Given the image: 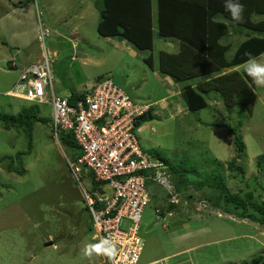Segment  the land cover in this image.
Wrapping results in <instances>:
<instances>
[{
  "label": "rangeland",
  "instance_id": "374dc122",
  "mask_svg": "<svg viewBox=\"0 0 264 264\" xmlns=\"http://www.w3.org/2000/svg\"><path fill=\"white\" fill-rule=\"evenodd\" d=\"M49 1L52 0H16L15 7L10 6L8 0H0V111L16 116L33 108L48 118L47 122H35L33 148L29 153L26 132L8 129L0 120V264H103L106 258L102 255L89 258L83 254L87 245L99 242L91 230L93 221L82 187L67 165L65 156L72 160L75 156L52 135L50 100L39 103L5 92L17 85L21 65L41 60L47 51L51 54L57 95H64L60 91L67 87L83 91L98 79L111 77L136 97L137 102L152 103L157 112L153 119L143 122L146 129L140 133V142L148 153L159 156L167 164V177L178 187V192H183L182 198H191L194 193L190 190L193 188L184 192L185 186L179 184L177 175L181 177L187 172L184 179L197 182L204 176L222 174L232 192L250 189L264 200V169L257 164L258 157L264 154V87L256 85L258 98L252 115L240 116L241 106L229 109L219 100L220 105L217 104V93L213 92L206 95L207 108L188 109L172 117L166 106L172 105L173 89L178 85L158 75L160 79L152 71L146 75L144 61L128 48L131 43L119 46L112 39L102 37L97 31L95 21L99 11L93 0H87L81 8L83 20L78 22L74 17L63 23L65 16L70 18L78 10L82 0L64 1L59 9L51 8ZM12 8H16V13H11ZM6 9L12 14L9 19L2 12ZM14 18L16 48L4 42L14 39L10 28ZM40 23L50 31L44 40L45 46L38 39L39 31L38 34L36 31L37 37L30 31L35 25L40 28ZM76 25L79 34H75ZM243 30L244 34L249 31ZM242 37L243 34L234 33L232 29L229 40L236 42ZM160 39L156 38L155 53H158ZM139 52L144 56L149 53ZM14 58L16 68L10 67ZM257 60L264 64V54ZM51 94L52 89L48 90V97ZM242 116L244 124L240 131L246 150L239 162L243 173L227 167L236 155L234 137L225 127L215 125L227 122L235 126ZM7 155L10 156L1 159ZM169 166L178 174L171 172ZM18 169L25 173L19 174ZM86 172L84 169L82 183L92 190L91 174L86 175ZM147 189L151 200L140 223L144 251L139 264L154 260H158L155 264H241L264 254V225L236 217L233 213L237 209L222 199L215 205L212 188H200L192 200H178L174 208L179 213L172 211V216L166 211L170 208L171 195L176 192L174 188L149 179ZM201 194L208 198L203 200L205 205ZM157 208H162V212L158 213ZM130 224L128 219L123 220V228L128 229ZM185 249L191 252L163 260Z\"/></svg>",
  "mask_w": 264,
  "mask_h": 264
},
{
  "label": "trees",
  "instance_id": "16d2710c",
  "mask_svg": "<svg viewBox=\"0 0 264 264\" xmlns=\"http://www.w3.org/2000/svg\"><path fill=\"white\" fill-rule=\"evenodd\" d=\"M238 2L245 6L244 20L239 23L234 22L225 9V0H96L99 11L97 31L103 37L121 36L138 50L149 51L144 56L145 63L151 69L159 71L160 75L184 84L182 96L190 110L207 108L209 102L206 95L215 92V99L222 101L227 108L241 106L243 113L240 116L252 115L258 98L256 84L244 71V64L248 60L246 53H251L256 58L264 54V0ZM243 28L249 31L244 34ZM232 29L234 33L244 36L237 41L236 46L235 42L229 40ZM157 37L177 38L180 40L179 48L174 51L162 48L155 53ZM83 93H74L70 97L71 101ZM154 116L151 108L139 117L137 126ZM0 120L8 129L16 128L26 132L29 153L33 148L35 122H47L48 118L39 115L33 108H28L16 116L0 111ZM243 122L242 116L235 126L227 122L215 124L225 127L233 135L236 155L227 167L241 173L244 169L239 159L243 158L246 150L240 131ZM61 143L75 157L80 153L73 133L69 132L64 136ZM257 164L264 169V154L258 157ZM169 170L178 174L173 166H169ZM16 171L21 175L25 173L23 169ZM186 173H182L181 177L177 175L179 184H183L185 189L189 190L191 186L196 190L202 187L212 188L211 194L216 195L213 200L215 205H219L222 200L226 201L237 209L233 213L236 217L264 225V200L259 199L253 190L232 192L225 176L219 173L204 176L198 182L184 179ZM174 187L178 192V187ZM169 206L174 208L176 205L170 202ZM226 211L231 212L230 209ZM90 226L93 231L92 223ZM241 264H264V254Z\"/></svg>",
  "mask_w": 264,
  "mask_h": 264
},
{
  "label": "built area",
  "instance_id": "2783aa9c",
  "mask_svg": "<svg viewBox=\"0 0 264 264\" xmlns=\"http://www.w3.org/2000/svg\"><path fill=\"white\" fill-rule=\"evenodd\" d=\"M49 34V29L41 24L38 38L43 45ZM51 61L50 52H45L41 60L21 71L18 86L29 100H50L52 135L60 145L69 132L77 140L80 153L75 160L65 157L82 187L93 234L99 244L109 239L116 242V255L106 257L103 264H139L144 251L140 223L151 200L147 182L153 179L173 187L167 177V164L142 147L137 133L139 117L152 105L135 101L111 77L90 84L72 102L69 96L55 93ZM50 89L52 94L48 97ZM84 169L86 175L91 174L92 190L82 183ZM172 198H177L176 192ZM124 219L131 222L128 229L123 228Z\"/></svg>",
  "mask_w": 264,
  "mask_h": 264
},
{
  "label": "crops",
  "instance_id": "0c3cea01",
  "mask_svg": "<svg viewBox=\"0 0 264 264\" xmlns=\"http://www.w3.org/2000/svg\"><path fill=\"white\" fill-rule=\"evenodd\" d=\"M10 3V6H15L16 7V0L14 1V3H12V1L13 0H8ZM64 1L67 3V0H52V1H49L50 2V7L51 8H54V9H59V8H62L63 6H62V3H64ZM91 1V0H90ZM22 2V1H21ZM86 2H87V0H82V2L80 3V6H77V8H78V10L76 11V12H74V14H72L71 16H70V18H66V16L63 18V21L61 22V23H63V22H67L68 20H70V19H73L74 17H76V19H77V21L79 22V21H81V20H83V9H81V8H83V6L86 4ZM92 3H94V5H95V7H96V0H93V1H91ZM45 2H43V4H44ZM13 4V5H12ZM45 5H46V3H45ZM37 9H38V7H37ZM53 12V9L52 10H50V12ZM2 12H3V14H4V17H6V18H11V13H16V8L15 9H13L12 8V10H11V13L9 12V9H6L5 11H3L2 10ZM66 18V19H65ZM96 19H97V17H96ZM98 20H99V17H98V19L95 21L96 22V24H98ZM42 23H40V25H41ZM78 25H76V26H74V28L76 29V31H75V34H79L78 32H79V30H78ZM10 28L11 29H13L12 30V35L14 36V39H12V41H4V42H7L6 44H8V45H10V46H14L15 48H16V18H14L13 19V21H12V24H11V26H10ZM30 31H34L35 32V34H33V36H35V37H37V35H36V31H37V34H38V31H40V29L39 28H37L36 27V25H35V28H31L30 29ZM103 37V36H102ZM109 39H112V41H114L115 43H117L119 46H122V45H131L130 43V41L128 40V39H125V38H123V37H121V36H116V37H108ZM161 39H160V41H159V49H158V52L163 48V49H165V48H167L168 50H171V51H174V50H177L178 48H179V45H180V40L179 39H177V38H174V39H167V38H164L165 40H163V38L162 37H160ZM241 40V38H238V42ZM126 41H127V43H126ZM163 41L164 42H166L167 44H164L163 43ZM237 41L235 42V46L237 45ZM234 46V47H235ZM19 48V47H18ZM128 48L130 49V51L135 55V56H139L140 57V59L141 60H143L144 61V55L143 54H141V52H139L140 50H136L134 47H132V45L131 46H128ZM55 54V53H54ZM31 63H34V62H28V63H24L23 65H21V71L24 69V68H26L29 64H31ZM144 70H145V74L146 75H148V72L149 71H152V73L154 74V75H157V77H159L158 75H160V73H159V71H157V70H153V69H151L146 63H145V61H144ZM16 66H17V63H16V59L14 58L13 60H12V63H11V65H10V67H15L16 68ZM98 78H100V77H98ZM160 78V77H159ZM158 78V79H159ZM166 78H169V79H171L170 77H164V76H162V80H165ZM161 79V78H160ZM18 82H19V80H18ZM18 82H17V85L15 84L14 86H12V87H10V88H8L5 92H6V94H8V95H12V96H14V97H19V98H25V93H24V90L20 87V86H18ZM125 83H127L128 81H124ZM175 85H178V87H175V89H173V91H174V93L172 94V96L174 97V101L172 102V105L171 106H166V107H168V109L171 111V116L172 117H174V116H176L178 113H184V112H187L188 111V106L184 103V100H183V96H182V92H183V86H184V84L182 83V84H178V83H176L175 82ZM88 86V85H87ZM134 87V86H133ZM71 88L72 87H67V88H65V89H61L62 91H60V92H62L64 95H61V96H69V97H71V96H73L74 95V93H77V94H80V93H83V92H85V90H83V91H78V90H76V89H72L71 90ZM134 89L135 90H139V87H134ZM54 91H55V89H54ZM56 93V92H55ZM129 93V92H128ZM57 94V93H56ZM130 94V93H129ZM131 96H132V98L135 100L136 99V97H134L132 94H130ZM140 95H141V93H140ZM25 99H27V98H25ZM136 100H138V99H136ZM135 100V101H136ZM220 101V100H219ZM219 101H218V99H216V102H217V104H219ZM143 103H147V102H143ZM149 104H151L152 105V103H150L149 102ZM220 105V104H219ZM152 108H153V106H152ZM157 112V110L154 108L153 109V114H155ZM159 114V113H158ZM151 127H153V126H151ZM154 128V127H153ZM144 129H146V126H143V123L141 124V125H139L138 126V128H137V133H138V136H139V139H140V133L144 130ZM230 135V134H229ZM62 146V145H61ZM171 182V181H170ZM171 184H172V182H171ZM173 185V187H174V184H172ZM175 188V187H174ZM191 188H193V189H190L191 191H193L195 194L197 193L196 191V189L193 187V186H191ZM187 190L188 189H185L184 188V192L186 191L187 192ZM177 193V198L176 199H174V198H172V195H171V197H170V202H173L175 205H177L178 203H179V201L178 200H192V196H194L193 194L194 193H191L192 194V196H191V198H182V193L183 192H176ZM200 198L202 199V203H203V205H205L204 204V202H206V201H204L203 202V200H207L208 198L205 196V195H203V194H201L200 195ZM175 209L176 208H168V210L166 211L167 213H168V215L169 216H172V211H174V214H178L179 212H177V211H175ZM204 208H202V210H203ZM157 210V212H158V210H160L158 213H161L162 212V208H157L156 209ZM202 210H200L199 212H201ZM89 211V210H88ZM90 213V212H89ZM220 215V214H219ZM90 216H91V214H90ZM223 216V215H222ZM163 217V216H162ZM176 220V219H175ZM175 226H177V221H176V225ZM189 252H191V250H189V249H185V250H183V251H180V252H173L172 254H170V255H167L166 257H164L163 258V260H166V259H171V258H174V257H177V256H179V255H183V254H185V253H189ZM162 260V259H161ZM158 260H154V261H152V262H149V264H155V262H157Z\"/></svg>",
  "mask_w": 264,
  "mask_h": 264
},
{
  "label": "clouds",
  "instance_id": "9594fccd",
  "mask_svg": "<svg viewBox=\"0 0 264 264\" xmlns=\"http://www.w3.org/2000/svg\"><path fill=\"white\" fill-rule=\"evenodd\" d=\"M224 7L230 13L234 22H243L245 6L242 3H239L238 0H225ZM246 55H248V60L245 61L244 71L258 87H264V64L260 63L256 57L252 56L251 53H246ZM116 253V242L111 239L105 240L101 244L87 245L83 249L84 256L89 258L93 255H102L111 259L116 255Z\"/></svg>",
  "mask_w": 264,
  "mask_h": 264
},
{
  "label": "water",
  "instance_id": "95a60500",
  "mask_svg": "<svg viewBox=\"0 0 264 264\" xmlns=\"http://www.w3.org/2000/svg\"><path fill=\"white\" fill-rule=\"evenodd\" d=\"M49 244H52V242H50Z\"/></svg>",
  "mask_w": 264,
  "mask_h": 264
},
{
  "label": "bare ground",
  "instance_id": "6f19581e",
  "mask_svg": "<svg viewBox=\"0 0 264 264\" xmlns=\"http://www.w3.org/2000/svg\"><path fill=\"white\" fill-rule=\"evenodd\" d=\"M73 99V98H72ZM71 100V99H70Z\"/></svg>",
  "mask_w": 264,
  "mask_h": 264
}]
</instances>
